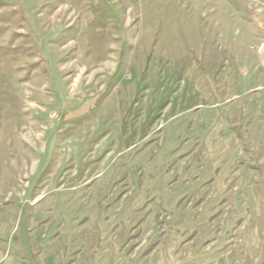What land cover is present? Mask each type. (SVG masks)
<instances>
[{
  "label": "rangeland",
  "instance_id": "rangeland-1",
  "mask_svg": "<svg viewBox=\"0 0 264 264\" xmlns=\"http://www.w3.org/2000/svg\"><path fill=\"white\" fill-rule=\"evenodd\" d=\"M0 264H264V0H0Z\"/></svg>",
  "mask_w": 264,
  "mask_h": 264
}]
</instances>
